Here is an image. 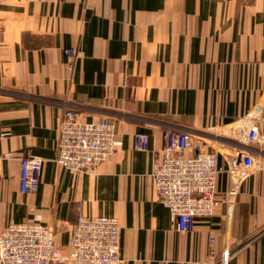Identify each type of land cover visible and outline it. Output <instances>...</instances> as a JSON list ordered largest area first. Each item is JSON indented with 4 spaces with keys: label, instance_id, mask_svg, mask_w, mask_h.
<instances>
[{
    "label": "crops",
    "instance_id": "0c3cea01",
    "mask_svg": "<svg viewBox=\"0 0 264 264\" xmlns=\"http://www.w3.org/2000/svg\"><path fill=\"white\" fill-rule=\"evenodd\" d=\"M68 108L84 120L106 117L121 141L92 170L57 160ZM254 115L255 164L229 207L227 168ZM171 127L217 153L214 214L198 217L191 231L176 228L152 177ZM140 132L149 134L147 150L135 145ZM7 151L0 229L42 222L69 251L81 215H115L123 264H213L227 249L228 264H264V0H0V152ZM29 153L43 167L38 191L25 193L21 158Z\"/></svg>",
    "mask_w": 264,
    "mask_h": 264
},
{
    "label": "built area",
    "instance_id": "2783aa9c",
    "mask_svg": "<svg viewBox=\"0 0 264 264\" xmlns=\"http://www.w3.org/2000/svg\"><path fill=\"white\" fill-rule=\"evenodd\" d=\"M74 55L75 49L64 50ZM83 112L65 110L59 127L58 162L65 168L88 171L107 160L121 144L112 122L106 117L84 120ZM260 116L249 117L240 131V143L229 161L234 180L223 192L222 201L229 207L237 197L240 183L255 161L252 143L260 139ZM165 144L156 159L152 177L160 200L169 209L176 228L191 231L198 217L210 218L217 202V153L203 151L204 141L188 130L171 127L163 131ZM137 148H149V134H136ZM196 152L185 155V151ZM13 153L0 152V172L4 161ZM43 159L26 154L21 158L20 190L37 192L41 181ZM216 238L210 237L213 253ZM229 250L213 264H228ZM123 264L121 224L115 215H81L72 226L69 251L56 243L53 230L45 223L31 219L11 221L0 229V264Z\"/></svg>",
    "mask_w": 264,
    "mask_h": 264
}]
</instances>
